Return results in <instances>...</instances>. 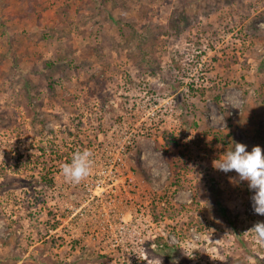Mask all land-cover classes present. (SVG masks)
Instances as JSON below:
<instances>
[{"label":"rangeland","instance_id":"374dc122","mask_svg":"<svg viewBox=\"0 0 264 264\" xmlns=\"http://www.w3.org/2000/svg\"><path fill=\"white\" fill-rule=\"evenodd\" d=\"M1 54L0 264H264L213 166L264 127V0H0Z\"/></svg>","mask_w":264,"mask_h":264},{"label":"clouds","instance_id":"9594fccd","mask_svg":"<svg viewBox=\"0 0 264 264\" xmlns=\"http://www.w3.org/2000/svg\"><path fill=\"white\" fill-rule=\"evenodd\" d=\"M246 149L247 145L234 143L232 148L213 161V166L226 173L235 170L240 180L247 181L249 188L254 190L251 196L253 209L255 213L264 215V150L259 145L252 147L251 151ZM94 162L90 149L75 151L70 162L62 164L61 174L66 182L78 184L91 174ZM248 232L254 233L258 242L264 244V222H257ZM247 259L249 264L256 261L255 256Z\"/></svg>","mask_w":264,"mask_h":264},{"label":"trees","instance_id":"16d2710c","mask_svg":"<svg viewBox=\"0 0 264 264\" xmlns=\"http://www.w3.org/2000/svg\"><path fill=\"white\" fill-rule=\"evenodd\" d=\"M130 22L131 21L127 20V23H130ZM4 59H5L4 54H1L0 55V64H2ZM211 92H212L214 100L217 102V104L220 106V108L223 110V112L227 113L228 106L226 105V103L224 102V100L222 98V93H221L220 89H217L216 87H213ZM227 138H228V136H227ZM221 143L224 146L223 148H226L229 145H232L231 144L232 142L229 139L228 140L227 139H223V141H221ZM256 145L261 146L262 150H264V127H259V126L257 127L256 141L253 144L247 145V149L246 150L251 151L252 147H254ZM233 146H234V143H233Z\"/></svg>","mask_w":264,"mask_h":264}]
</instances>
